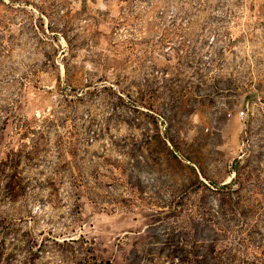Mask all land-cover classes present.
Listing matches in <instances>:
<instances>
[{"label":"rangeland","instance_id":"obj_1","mask_svg":"<svg viewBox=\"0 0 264 264\" xmlns=\"http://www.w3.org/2000/svg\"><path fill=\"white\" fill-rule=\"evenodd\" d=\"M0 264H264V0H0Z\"/></svg>","mask_w":264,"mask_h":264},{"label":"built area","instance_id":"obj_2","mask_svg":"<svg viewBox=\"0 0 264 264\" xmlns=\"http://www.w3.org/2000/svg\"><path fill=\"white\" fill-rule=\"evenodd\" d=\"M244 114V113H243ZM244 115H242V117H243Z\"/></svg>","mask_w":264,"mask_h":264}]
</instances>
